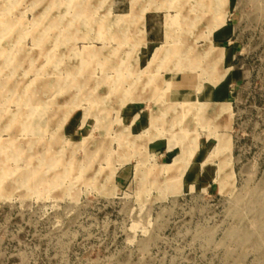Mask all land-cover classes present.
<instances>
[{"label":"rangeland","instance_id":"1","mask_svg":"<svg viewBox=\"0 0 264 264\" xmlns=\"http://www.w3.org/2000/svg\"><path fill=\"white\" fill-rule=\"evenodd\" d=\"M0 264H264V0H0Z\"/></svg>","mask_w":264,"mask_h":264},{"label":"crops","instance_id":"2","mask_svg":"<svg viewBox=\"0 0 264 264\" xmlns=\"http://www.w3.org/2000/svg\"><path fill=\"white\" fill-rule=\"evenodd\" d=\"M145 25H146V22H145ZM146 28H145V30L147 32V41H148L149 44L155 42L156 40H158L160 38L159 36H157L156 28H153V26L151 27L150 24H148V27L146 26ZM226 29L227 28H223L217 34L214 33V39L219 41V44H221V45H223V43H221V42L229 34ZM229 49H230V47H229ZM229 49H226V50L224 49L225 53H227L228 55H229V52H228ZM228 87H229V84H228L227 81L226 82H222V83L220 82V83H218L216 85L213 84V86H211L209 88V90L207 91V100L208 101L209 100H213V101L215 100V101H220L222 103H225L224 100L227 99L228 92H229V88Z\"/></svg>","mask_w":264,"mask_h":264},{"label":"bare ground","instance_id":"3","mask_svg":"<svg viewBox=\"0 0 264 264\" xmlns=\"http://www.w3.org/2000/svg\"><path fill=\"white\" fill-rule=\"evenodd\" d=\"M159 51V50H158Z\"/></svg>","mask_w":264,"mask_h":264}]
</instances>
